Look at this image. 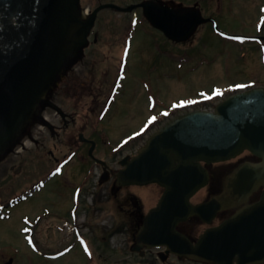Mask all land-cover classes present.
Masks as SVG:
<instances>
[{
  "label": "water",
  "instance_id": "water-1",
  "mask_svg": "<svg viewBox=\"0 0 264 264\" xmlns=\"http://www.w3.org/2000/svg\"><path fill=\"white\" fill-rule=\"evenodd\" d=\"M103 7L82 20L79 0H0V157L21 133L42 94L81 50ZM138 7L156 29L175 41L187 39L206 22L216 28L213 20L195 10L179 13L151 3ZM245 151L259 163L243 164L228 175L221 195L204 204L190 203L209 182L201 163L226 162ZM120 165L116 184H156L163 189L136 236L139 246L165 247L204 264L264 263L263 88L231 96L212 112L177 118ZM260 189L259 202L249 205ZM230 209L237 211L207 229L195 244L176 230L191 217L211 224L217 213Z\"/></svg>",
  "mask_w": 264,
  "mask_h": 264
},
{
  "label": "rangeland",
  "instance_id": "rangeland-1",
  "mask_svg": "<svg viewBox=\"0 0 264 264\" xmlns=\"http://www.w3.org/2000/svg\"><path fill=\"white\" fill-rule=\"evenodd\" d=\"M144 1L81 0V6L84 11L91 12L96 6L109 2L125 7ZM158 3L181 11L195 9L204 18L213 19L218 30L215 31L209 24H204L198 27L189 39L175 43L153 29L143 19L141 11H138V21L134 24L133 13L105 9L97 17L93 34L88 36L90 40L93 35L99 38L95 56L88 55L92 51L89 47L84 50L85 54L80 53L78 57L74 53L69 64L71 70L83 68L87 74L94 68L93 74L85 73L81 79L98 94L96 112L108 94L113 98L109 114L100 125L95 126L98 132L105 133V146L109 150L116 145L122 146L130 142L122 151L114 153L112 157L114 161L125 156H134L152 133L179 115L200 109L211 111L221 98L234 93L231 91H239L238 88L249 86L252 82L256 84L260 82L264 86V68L260 60L264 58V54H260L258 49L264 48V44L224 37H257V28L264 23V15L261 14L264 11V0H158ZM127 48L128 56L121 60L122 49ZM70 77L72 75L62 78L63 84L68 82L67 79ZM117 80L120 84L116 86ZM110 88L112 91L107 94ZM216 96L221 98L215 99V102L209 105L202 100ZM89 101L90 99L84 100ZM52 105L53 107L48 106L43 112V116L56 124L49 113L58 107ZM166 114L169 115L162 117ZM160 117L162 118L159 120ZM106 125L107 127H104ZM143 132L146 133L135 139ZM38 136L43 137L42 134ZM44 137H47V134ZM45 142L49 145L46 139ZM100 142L103 141L100 139L99 144ZM24 143L22 135L11 151L0 160V182L11 173V167L16 166L12 171L13 180L0 186V205L21 196L30 187L27 180L29 177L17 170L19 166L25 164L26 148L30 147ZM151 191L156 197L160 195L155 187ZM153 193L149 196L153 197ZM55 196V191L45 185L40 192L24 200L14 209L1 208L2 213L7 214L6 218L0 217L2 259L7 262L9 259L12 260L11 264H58L46 261L39 254L35 255L27 247V243L35 235L32 238L34 243L36 241L40 247L48 245L47 249L41 248L42 250L53 252L56 249L55 239L49 244L51 238L48 233L42 232V229L38 232L32 229L40 226L47 218L48 212H59ZM204 198L203 190L192 199V202L197 203ZM96 207L99 208V205ZM43 208L48 212L44 213ZM105 209L104 214L97 216L99 219L93 218L98 224L105 222L102 218H108L106 214L117 216V209L114 206L107 205ZM82 215L88 216L84 210ZM102 215L104 217H101ZM115 239L114 245L122 247L121 237L115 236ZM129 256L128 264L141 263L134 259V255ZM147 262L148 257L143 260V263ZM155 264L179 263L170 260L168 263L156 261Z\"/></svg>",
  "mask_w": 264,
  "mask_h": 264
},
{
  "label": "flooded vegetation",
  "instance_id": "flooded-vegetation-1",
  "mask_svg": "<svg viewBox=\"0 0 264 264\" xmlns=\"http://www.w3.org/2000/svg\"><path fill=\"white\" fill-rule=\"evenodd\" d=\"M144 3L155 4L158 3V0H145L135 3V5ZM79 4L82 15L81 0ZM108 4L124 7L109 2L96 6L91 12ZM108 10L119 12L112 8ZM136 11H141L143 15L142 9ZM94 27L91 29L90 35L93 34ZM89 38L86 49L89 47L92 49L88 55L93 57L95 50L98 49L99 38L97 35H93L91 40ZM94 72V68L87 74L83 68L71 70L69 66L64 69L63 75L45 95L44 107H38L36 114L26 126L24 145H30V147L26 148L25 164L17 169L19 173L24 172L25 176L29 177L27 180L30 187L26 191L27 193L25 192V198L16 197L17 199H9L10 201L7 200L0 205V216H7L2 213L1 208L12 207L14 209L48 185L49 189L55 191L59 212L52 213L43 208L44 213L48 212L47 218L41 222L40 226L32 229L37 232L42 229V232L48 233L51 238L49 244L55 239L57 247L53 252H48L41 249H47L48 245L40 247L36 241L34 243L32 240L27 243V247L32 253L41 255L46 261L58 262V264H128L129 255H134L136 257L134 259L139 260L142 264H155L156 261L168 263L170 260L177 261L179 264H201L168 254L164 249H147L145 246L137 244L136 236L149 211L156 206L162 189L156 185L138 187L116 184V172L120 168V159L113 160L112 151L105 146V133L98 132L95 126V124L100 125L110 112L111 101L107 99L110 90L106 91L108 95L101 102L99 111L96 112L99 101L98 94L81 79L85 73L91 75ZM68 75H72V77L63 84L62 78ZM85 99H90V101L84 102ZM52 104L58 107L49 113L56 124L43 116V112L48 106L53 107ZM42 130L43 132H41ZM40 134L43 137L47 134V137H44L43 140V137L38 136ZM100 139L103 142L99 144ZM97 160L103 164L98 163ZM244 160L252 161V158L245 155ZM51 164L53 165L50 166ZM15 168L16 166L11 167V173L6 177V179L9 178V182L13 180L12 171ZM225 168L220 165L207 167L211 181L209 186L204 189L205 198L194 204L203 203L222 192L224 173L228 171ZM104 175L107 176L106 180ZM154 187L160 192L158 197L151 191ZM150 193L155 195V202L153 201L154 195L150 197ZM258 197V195L252 197L253 203L258 200ZM96 205H99V208ZM107 205H112L117 209L118 217L115 214H106L108 218H102L105 222L98 224L93 218L99 219L97 216L100 217L101 214H104L103 211L106 210L105 206ZM82 210L88 216H83ZM234 213V210L219 213L214 220L215 225ZM206 228L207 226L198 218L193 217L181 223L177 230L195 242ZM115 236L121 237L122 247L114 245ZM146 257H148V262L143 263ZM0 264H8L6 260L2 259L1 254Z\"/></svg>",
  "mask_w": 264,
  "mask_h": 264
},
{
  "label": "bare ground",
  "instance_id": "bare-ground-1",
  "mask_svg": "<svg viewBox=\"0 0 264 264\" xmlns=\"http://www.w3.org/2000/svg\"><path fill=\"white\" fill-rule=\"evenodd\" d=\"M70 34H71V31H70V33L68 34V38H66L67 39V41L70 39Z\"/></svg>",
  "mask_w": 264,
  "mask_h": 264
},
{
  "label": "snow or ice",
  "instance_id": "snow-or-ice-1",
  "mask_svg": "<svg viewBox=\"0 0 264 264\" xmlns=\"http://www.w3.org/2000/svg\"><path fill=\"white\" fill-rule=\"evenodd\" d=\"M57 171H59V169H57Z\"/></svg>",
  "mask_w": 264,
  "mask_h": 264
}]
</instances>
